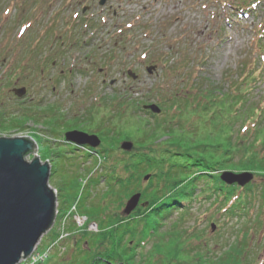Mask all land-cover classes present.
I'll list each match as a JSON object with an SVG mask.
<instances>
[{
    "label": "rangeland",
    "instance_id": "obj_1",
    "mask_svg": "<svg viewBox=\"0 0 264 264\" xmlns=\"http://www.w3.org/2000/svg\"><path fill=\"white\" fill-rule=\"evenodd\" d=\"M98 1L0 0V113L10 120L12 115L30 116L38 114L36 107L49 106L54 115L51 122L33 123L31 119L14 127H0V138L32 140L38 154L26 161L36 158L52 171L48 186L55 194V220L42 249L48 243L54 248L43 264H71L83 248L92 250L94 245L86 242L99 241L100 224L106 222L105 218L121 217L123 210L116 207L120 203L117 197H104L103 176L116 161L125 159L124 152L107 154V160L99 155L98 159L67 144L63 134L77 131L101 139L103 125L115 120L112 117L118 111L120 96L130 95L151 106L155 105L152 96L159 86L164 87L167 99L175 96L171 93L175 90L179 98L188 96V86L194 80L199 86L205 82L225 90L236 80L242 81L255 66L260 75L251 89L248 107L264 104V62L256 53L258 32L264 28V0H107L104 7ZM31 51L35 52L33 58ZM153 54L162 55L165 62L143 59L145 55L153 58ZM149 67L155 68L152 74L147 72ZM129 70L136 80L127 75ZM20 88L26 89L21 100L13 94ZM198 114L190 120L196 137L203 131H215L216 121L197 118ZM84 125L93 132L86 133ZM238 127L220 124V134L237 133ZM125 129L118 124L116 132ZM108 133L115 144L120 140L118 133ZM205 139L207 142L193 139L198 155L204 147H214L208 137ZM124 142L134 145L126 140L120 144ZM101 145H105L103 139ZM96 150L102 152V148ZM263 151L257 147L256 153L262 157ZM234 161L240 162V157ZM77 169L78 180L92 182L89 197L84 195L87 200L82 203V210L88 209L91 219L78 211L84 192L76 189ZM224 172L252 174L246 205L238 206L232 216L223 213L225 206L220 207L216 197H204L220 188L222 182L199 179V189L203 183L207 185L205 192L197 188L190 210L172 213L159 240H148L142 247H133L136 240L132 238L126 241L136 251L135 259L149 256L154 246L167 245L176 231L185 239L179 246L187 255L204 252L219 264V258H223V264H264V178L247 167L242 170L235 166ZM184 178L181 175L177 179ZM141 183L139 188L134 187L137 193L146 187L147 183ZM74 189L80 193L74 194ZM85 233L88 235L83 238ZM137 233L142 234L139 226ZM157 262L154 259V264Z\"/></svg>",
    "mask_w": 264,
    "mask_h": 264
},
{
    "label": "trees",
    "instance_id": "obj_2",
    "mask_svg": "<svg viewBox=\"0 0 264 264\" xmlns=\"http://www.w3.org/2000/svg\"><path fill=\"white\" fill-rule=\"evenodd\" d=\"M81 19L84 20L83 17ZM52 31L53 29L50 30V32ZM261 31L258 32L259 40L256 53L263 63L264 28ZM38 44L36 45L38 46ZM23 46L22 44L21 47L24 49ZM61 48L62 45L59 44V49ZM34 53V51L30 52L32 58ZM143 59L146 62L151 59L153 61L158 59L161 63L165 62L160 54H153V58L145 55ZM176 68L174 67L173 70ZM258 70L257 66L248 70L242 81L238 83L236 80L228 85L225 90L211 83L205 84V82L199 86L194 80L188 86V96H181L183 98H179V94L175 90L171 92L175 93V96L167 99V96L163 94L165 93L164 87L160 88L159 86L154 90L156 94L152 96L155 104L161 109V114L158 116H152L142 111L143 106L148 105L147 101L138 98L133 99L130 95L128 97L120 96L121 98L117 99L118 111L115 114L113 112L112 117L115 120L103 125L101 138L105 145L102 146V152L89 151L98 154V158L99 155H105V158L102 159L107 160V154L120 151L118 145L121 141H133V151L130 154L124 153L125 159H119L105 172L103 176L106 181L104 197H117L120 203L116 207L121 209L125 201L132 194L138 192L134 187L139 188L142 179L145 176H150L141 193V202L146 203L147 207H138L127 218L122 216L105 218L106 222L100 224L101 239L95 240V244L92 241L86 242L87 245L91 242L94 248L92 250L89 246L83 248L80 256L73 259L71 264H154V259L158 261V264H219L217 259H210L204 252L195 255L185 254L182 246H179L180 240L184 241L185 239H181V235L176 234V231L173 232L175 236L170 238L171 240L167 245L160 244L161 246L152 247L149 256H142L141 261L135 259L136 251L134 252L133 247H142L141 245L147 243L148 240L157 239L161 236V230L166 227L173 212L183 214L190 210V204L196 199L195 193L199 189L197 183L199 179H212L219 183L217 174L223 170H233L235 166L241 167L242 170L247 167L250 171H255L258 176L264 178V151L262 157L256 153L257 147L264 149V104L261 107L256 106V104L248 107V104L251 103L249 101L251 89L257 82L258 75H260ZM36 108H38V114L35 112L30 116L17 117L12 115L14 118L10 120L5 114L0 113V127L3 124L6 125L5 127H12L19 123L24 124L31 119L33 123H38L40 120L51 122L54 116L52 108L49 106ZM43 110L45 112L41 114ZM194 114H198L197 118L203 120H215L217 124L215 131H203L197 138L193 128L194 124L190 121L195 118ZM219 123L223 125L225 123L226 126L233 128L239 125V130L237 133L233 131L228 135H222L220 134ZM118 124L126 129L116 132ZM82 128L86 129V133L91 134L93 132L90 126L84 125ZM108 130L118 133L116 137L120 138L121 141L119 140L120 142L115 144L110 139L112 135L108 133ZM206 137L209 138L210 142H213L214 147L210 149L204 147L202 153L198 155L197 150L199 148L194 147L193 139L207 142ZM249 141L251 142L249 143ZM223 147H225L224 151L222 150ZM239 157L240 162H235V158ZM229 164L232 165V168L228 167ZM78 171L77 169L75 180L79 178ZM50 173L52 174V171ZM181 175L187 177L184 178L185 181L177 179ZM78 181V188L76 189L81 190L82 181L80 179ZM91 184L92 182L84 184V188H82L84 194L82 193V200L78 206V211L90 219L88 209L82 210V203L84 199L87 200L89 197ZM219 184L220 188L213 190L211 194L204 197L206 199L216 197L220 207L225 206L222 210L223 213L232 216L233 211L239 209L238 206L243 207L247 204L246 192H250V186L243 188L244 191L243 189L240 191L238 189L241 188L236 186L227 187L222 183ZM202 185L203 188L199 190L204 193L207 185L204 183ZM77 192L74 189L73 193L77 194ZM84 195L87 198L83 199ZM75 196L72 197V201ZM123 199L125 200L122 201ZM138 226L141 235L137 233ZM87 235L85 233L82 237L86 238ZM131 238L136 240L133 247L129 246ZM127 240H129L128 243ZM158 247H163L165 251L157 253L155 249ZM219 259H221L220 264H223V258Z\"/></svg>",
    "mask_w": 264,
    "mask_h": 264
},
{
    "label": "water",
    "instance_id": "obj_3",
    "mask_svg": "<svg viewBox=\"0 0 264 264\" xmlns=\"http://www.w3.org/2000/svg\"><path fill=\"white\" fill-rule=\"evenodd\" d=\"M106 1L100 0L99 6L103 7ZM154 70L148 68L147 72L151 74ZM127 75L133 80L137 79L130 71ZM13 94L21 100L26 96V89H15ZM144 110L154 115L160 114L156 105L146 106ZM64 139L67 144L78 147L95 149L100 145L96 136L77 131L66 133ZM132 147L130 142L120 146L126 153ZM36 149V144L29 139H0V264H19L23 258H28L55 220V194L48 186L50 167L36 158L31 162L26 161L30 155L38 154ZM149 178L146 176L143 182ZM252 179L249 173L235 175L226 172L220 177L226 185L240 188L248 185ZM140 199L141 194L132 195L124 206L123 216L131 215ZM214 229L212 225L211 230Z\"/></svg>",
    "mask_w": 264,
    "mask_h": 264
},
{
    "label": "built area",
    "instance_id": "obj_4",
    "mask_svg": "<svg viewBox=\"0 0 264 264\" xmlns=\"http://www.w3.org/2000/svg\"><path fill=\"white\" fill-rule=\"evenodd\" d=\"M41 243L37 245L33 253L28 258H23L19 264H43L49 257L54 245L51 243L45 249H41Z\"/></svg>",
    "mask_w": 264,
    "mask_h": 264
},
{
    "label": "snow or ice",
    "instance_id": "obj_5",
    "mask_svg": "<svg viewBox=\"0 0 264 264\" xmlns=\"http://www.w3.org/2000/svg\"><path fill=\"white\" fill-rule=\"evenodd\" d=\"M165 251V249L163 247H158L157 248V252L158 253H163Z\"/></svg>",
    "mask_w": 264,
    "mask_h": 264
},
{
    "label": "bare ground",
    "instance_id": "obj_6",
    "mask_svg": "<svg viewBox=\"0 0 264 264\" xmlns=\"http://www.w3.org/2000/svg\"><path fill=\"white\" fill-rule=\"evenodd\" d=\"M0 139H2V138H0Z\"/></svg>",
    "mask_w": 264,
    "mask_h": 264
}]
</instances>
